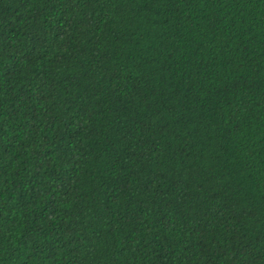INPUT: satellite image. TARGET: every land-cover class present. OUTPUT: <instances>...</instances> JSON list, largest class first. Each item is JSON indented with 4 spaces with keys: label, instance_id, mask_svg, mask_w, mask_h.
<instances>
[{
    "label": "trees",
    "instance_id": "trees-1",
    "mask_svg": "<svg viewBox=\"0 0 264 264\" xmlns=\"http://www.w3.org/2000/svg\"><path fill=\"white\" fill-rule=\"evenodd\" d=\"M0 264H264V0H0Z\"/></svg>",
    "mask_w": 264,
    "mask_h": 264
}]
</instances>
